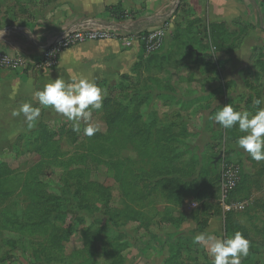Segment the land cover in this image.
Instances as JSON below:
<instances>
[{"label":"rangeland","instance_id":"rangeland-1","mask_svg":"<svg viewBox=\"0 0 264 264\" xmlns=\"http://www.w3.org/2000/svg\"><path fill=\"white\" fill-rule=\"evenodd\" d=\"M177 4L161 24L164 37L158 52H147L134 30L116 38L126 39L123 49L137 42L138 54L127 72L95 81L107 93L102 108L93 110L91 122L100 128L95 135H84V122L75 132L67 118L53 120L47 108L33 129L25 125L20 136L0 138V264H212L207 252L193 243L196 231L184 232L183 221L190 218L207 227L216 218L213 230L218 237L226 236L225 224L229 236L240 231L256 253L242 258L241 264H264V190H256L264 161L248 164L247 176L239 159L227 157L239 169L231 202L244 203L242 210L227 215L216 203L221 162L213 165L211 156H217V150L202 156L203 167L189 182V189H200L195 194L186 191V202L159 203L156 193L146 194L144 184L186 177L199 160L193 152L179 153L191 139L177 138L173 144L146 133V116L153 114L154 105L143 101L172 98L161 91L176 90L175 85L189 79L187 73H177L180 60L171 54L175 44L168 28ZM118 14L121 26L133 20L130 14ZM145 28L156 29L148 22ZM247 75L252 86L264 83L262 73ZM171 110L168 104L160 108V128L185 135L182 123L172 125ZM181 111L175 113L182 115ZM171 147L179 156L170 152ZM160 164L167 176L159 175Z\"/></svg>","mask_w":264,"mask_h":264},{"label":"crops","instance_id":"crops-1","mask_svg":"<svg viewBox=\"0 0 264 264\" xmlns=\"http://www.w3.org/2000/svg\"><path fill=\"white\" fill-rule=\"evenodd\" d=\"M7 2L9 3L5 5L3 0H0V51L9 57H19L26 64L16 68L0 66L2 139L14 138L23 133L26 125L23 115L12 116L13 110L18 109L21 104L31 102L34 107L41 108V113L47 112V108L39 105L34 93L52 79L61 77L68 82L72 77L82 76L94 81L111 79L117 74L127 72L138 54L137 42H133L129 48H121L126 39L125 42L117 39L86 42L63 50L55 68L38 69L35 64L49 42L82 24L90 27L120 28L121 21L109 12V8L114 6H120L121 13L130 14L133 19L124 24L127 32L147 29V22L150 28L161 27L162 22L173 10L176 0ZM169 21L168 31L172 34V43L175 44L171 52L172 58L178 56L180 60L176 65L177 73H187L189 79L187 78L185 83L175 85L176 90L161 91L172 98H153L146 100L143 105H154L153 114L146 117H150V121H154L158 127L155 135L162 139H191V143H185L179 153L188 156L193 152L199 156V160L196 161L191 175L183 178L179 176L178 183H160L154 190L149 191L148 183L144 184L147 196H150L151 192L156 193V201L159 203L186 202V199H183L186 191L195 190L189 189V182L198 177L203 165L202 156L207 155L209 151H218L215 154L219 156L218 160H215L217 156H211L213 165L221 162L222 167L227 157L239 159L243 173L248 176L251 171L248 164H253L255 160L237 145L239 136L243 134L239 132L238 127L230 131L223 127L215 129L216 121L213 117L227 104H231L238 111L255 112L257 106L253 105V100L256 98L262 100L258 107H264V83L252 86L246 78L247 74L256 76V73H262L264 76L262 0H179ZM185 40L187 46L181 49V43ZM255 50L258 52L255 53ZM167 104L172 108L169 114L171 122L182 123L186 128L185 135L179 136L176 132H167L160 128L159 110ZM178 108L182 110V115L175 113ZM48 109L51 110L53 120L66 119L52 108ZM173 149L172 154L179 156L178 151ZM259 180L256 190L258 187L264 190V173ZM252 183L253 188L256 184L254 180ZM198 189L200 188L194 192L198 193ZM216 201L218 202V199ZM191 206L196 207L199 204L192 202ZM216 222V218L211 220L207 227L203 221L190 218L183 221V228L185 227L184 232L191 233L201 226L202 231L199 229L195 235L203 232L218 237V233L213 230ZM208 258L212 259L209 255Z\"/></svg>","mask_w":264,"mask_h":264},{"label":"clouds","instance_id":"clouds-1","mask_svg":"<svg viewBox=\"0 0 264 264\" xmlns=\"http://www.w3.org/2000/svg\"><path fill=\"white\" fill-rule=\"evenodd\" d=\"M34 96L39 105L50 107L72 121L73 131H81V122L85 124L83 133L88 137L100 130L97 124L91 122L92 114L93 110L102 108L107 93L94 80L82 76L72 77L68 82L58 77L37 90ZM261 103L260 98L253 100V105L257 106L255 112L238 111L227 104L213 117L224 129L238 127L243 134L237 140L238 147L258 162L264 161V107H258ZM40 114L41 108L34 107L31 102L21 104L12 112L14 117L23 115L29 130L36 126ZM193 243L212 257V264H241L242 258L248 256L251 246L250 240L240 231L224 237L202 232L193 237Z\"/></svg>","mask_w":264,"mask_h":264},{"label":"built area","instance_id":"built-area-1","mask_svg":"<svg viewBox=\"0 0 264 264\" xmlns=\"http://www.w3.org/2000/svg\"><path fill=\"white\" fill-rule=\"evenodd\" d=\"M264 2V0H262ZM127 28L90 27L79 25L65 31L59 37L49 42L43 49L41 58L36 62L38 69L51 70L58 64L60 54L63 50L74 45L93 41L116 39L119 35L125 34ZM138 42H141L147 52H158L163 45L164 29L141 30L136 32ZM26 62L19 57H9L0 52V66L16 68L22 67ZM239 181V169L232 164L223 163L219 173L218 203L223 213L239 211L244 207L243 202L229 201V194Z\"/></svg>","mask_w":264,"mask_h":264},{"label":"trees","instance_id":"trees-1","mask_svg":"<svg viewBox=\"0 0 264 264\" xmlns=\"http://www.w3.org/2000/svg\"><path fill=\"white\" fill-rule=\"evenodd\" d=\"M109 12L110 13H112L113 14V16L117 19V20H120V18H121V16L122 15H119L118 13L119 12H121L120 11V6H114V7H111V8H109ZM122 14V13H121ZM256 52H258V50H255V53ZM146 101V100H145ZM145 101H143V103L145 102ZM216 123V122H215ZM148 127H149V132H146L147 134H149L150 133V136H151V132H153L154 134H155V128H156V126H155V122L154 121H150L149 122V124H148ZM222 127V126H221ZM152 130V131H151ZM226 131H227V129H225ZM140 135H141V133H140ZM127 137H129V135L127 134ZM156 137L157 138H159V139H162V137H159V136H157L156 135ZM163 140H169V141H172V142H174L175 143V140L176 139H163ZM173 143V144H174ZM149 150H151L150 148H148ZM148 149L146 150V149H143L142 150V152H145V150L147 151V152H149V154L150 155H152L151 153H150V151H148ZM172 147H171V151H172ZM175 149H173V151H174ZM151 151H153V150H151ZM170 151V152H171ZM146 153V152H145ZM172 153V152H171ZM154 155V154H153ZM157 155H159L158 153H157ZM211 159H212V157H211ZM146 161L147 160H149V158H146L145 159ZM226 163H230L229 161H225ZM196 164V163H195ZM202 167H203V165H202ZM161 168H163V165L162 164H160L159 166H158V170H159V175H161V176H167V174L165 175V169L163 168V170H161ZM195 168V167H194ZM202 169V168H201ZM158 173V172H157ZM190 175H191V173H190ZM168 178V177H167ZM165 181H167L165 178H162L159 182H156L155 184H149L148 183V186L150 187L149 188V190H154L155 188H156V185L157 184H160V183H162V184H164L165 183ZM178 181L179 180H177V179H174V180H172V182H167V183H178ZM130 183H132V182H130ZM218 183H219V175H218V177H217V181H216V189H215V191H216V199H218ZM238 185V184H237ZM237 185L235 186V188L230 192V194H229V201H231V200H233V194H234V192H235V190H236V188H237ZM190 188V187H189ZM198 187H196V189H197ZM188 189V188H187ZM195 189V190H196ZM217 204H218V202H216ZM220 208V207H219ZM230 213H232V211H230V212H227V213H225V215H227V214H230ZM199 229H197L196 231H198ZM224 231H225V233H226V236H229V231H228V226H226V224L224 225ZM254 254H256V253H254V252H252V250H250L249 251V254H248V256L247 257H245V258H249L250 256H252V255H254Z\"/></svg>","mask_w":264,"mask_h":264},{"label":"water","instance_id":"water-1","mask_svg":"<svg viewBox=\"0 0 264 264\" xmlns=\"http://www.w3.org/2000/svg\"><path fill=\"white\" fill-rule=\"evenodd\" d=\"M179 0H176V3H178ZM119 27H122V26H119ZM219 159V156L215 157V160H218Z\"/></svg>","mask_w":264,"mask_h":264}]
</instances>
